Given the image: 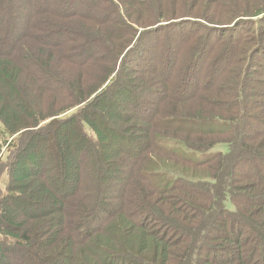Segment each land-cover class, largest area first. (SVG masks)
<instances>
[{"label": "trees", "instance_id": "1", "mask_svg": "<svg viewBox=\"0 0 264 264\" xmlns=\"http://www.w3.org/2000/svg\"><path fill=\"white\" fill-rule=\"evenodd\" d=\"M0 264H264V0H0Z\"/></svg>", "mask_w": 264, "mask_h": 264}, {"label": "rangeland", "instance_id": "2", "mask_svg": "<svg viewBox=\"0 0 264 264\" xmlns=\"http://www.w3.org/2000/svg\"><path fill=\"white\" fill-rule=\"evenodd\" d=\"M166 30H164V32H162L161 34H158V36H157V39L156 40H154L151 44L153 45V48L154 49H156L157 51H160V48H159V45H158V42H161V44H163V43H166L167 42V36H166V33H171V32H165ZM186 31V30H185ZM152 40H153V38H152ZM140 53H143V52H140ZM157 54H160V53H157ZM140 55H142V54H140ZM146 55V54H145ZM201 73V72H200ZM260 76V75H259ZM200 83H199V73H197L196 75H195V77H194V79H193V81H192V85H194V86H197V85H199ZM61 88H62V86H60ZM219 147L220 146H215V147H213V148H211V149H209V150H207L205 153H202V154H200L201 156H208V155H210V154H212V153H214V152H216L218 149H219ZM93 262H95V260L93 261Z\"/></svg>", "mask_w": 264, "mask_h": 264}]
</instances>
